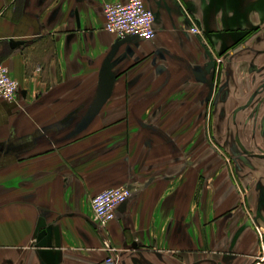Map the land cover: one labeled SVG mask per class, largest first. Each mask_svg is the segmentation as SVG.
<instances>
[{
	"label": "crops",
	"instance_id": "0c3cea01",
	"mask_svg": "<svg viewBox=\"0 0 264 264\" xmlns=\"http://www.w3.org/2000/svg\"><path fill=\"white\" fill-rule=\"evenodd\" d=\"M120 1L0 0L20 84L0 100V264H264V163L233 166L207 136L264 0H144L156 34L126 41L105 28ZM120 186L101 227L92 198Z\"/></svg>",
	"mask_w": 264,
	"mask_h": 264
},
{
	"label": "rangeland",
	"instance_id": "374dc122",
	"mask_svg": "<svg viewBox=\"0 0 264 264\" xmlns=\"http://www.w3.org/2000/svg\"><path fill=\"white\" fill-rule=\"evenodd\" d=\"M227 56L231 58L229 55L223 57L226 67L223 69L224 77L221 88L224 93L221 92L222 95L218 98V108L224 107L225 113H222L223 120L220 122L217 109V114L212 116L217 118L216 123L213 124L211 119L210 125H207V136L211 140L209 147L221 152L223 156L226 155L233 166L248 167L258 160L264 163V158H261V155H264L263 125L245 122L242 124L240 121L245 116L247 118L248 109L245 103L248 102L253 92V87L248 84L249 57L241 58V56L237 61L234 59L230 61L225 60ZM232 65L235 70L237 69L236 71L230 69ZM235 74L238 76V82H235L233 77ZM238 86L241 90H238V93L233 92L232 87L237 88ZM230 98L235 100L232 107L227 104ZM231 117L234 119L230 122Z\"/></svg>",
	"mask_w": 264,
	"mask_h": 264
},
{
	"label": "built area",
	"instance_id": "2783aa9c",
	"mask_svg": "<svg viewBox=\"0 0 264 264\" xmlns=\"http://www.w3.org/2000/svg\"><path fill=\"white\" fill-rule=\"evenodd\" d=\"M105 28L119 37L135 35L144 40L154 38V12L144 0H127L125 2L107 3L105 5ZM191 31L199 33L197 26ZM19 82L11 75L10 68L0 63V100L13 102L19 93ZM132 195L128 187H110L92 198V207L95 219L99 226L105 227L115 219L120 205ZM104 264H115L113 257H108Z\"/></svg>",
	"mask_w": 264,
	"mask_h": 264
},
{
	"label": "flooded vegetation",
	"instance_id": "af4514ba",
	"mask_svg": "<svg viewBox=\"0 0 264 264\" xmlns=\"http://www.w3.org/2000/svg\"><path fill=\"white\" fill-rule=\"evenodd\" d=\"M251 37V43L245 44L239 50L235 51L231 58L227 56V59L225 60H233L235 57L239 58L243 55L249 57L250 64L248 66L249 71V77H248V84L251 85L253 88V92L251 93L250 99L247 103H245V107L248 109L247 111V118L241 119V123H252V124H261L263 125L264 129V59H261V57L264 55V47H261L264 43V26L258 27L257 29L250 30L248 32L247 37ZM235 58V59H237ZM234 59V60H235ZM221 69H224L225 62L222 61L220 64ZM236 82V80H235ZM237 90H241V87L238 86L236 88ZM222 88L217 93L215 97V101L210 104V107L207 109V115L208 119H214L217 114V109L219 111L218 114V120L221 122L222 119V113H225V108L221 106V108H218V98L220 95H222ZM246 113V112H245ZM244 114V113H243ZM234 115V114H233ZM234 118H230V122ZM264 133V132H263Z\"/></svg>",
	"mask_w": 264,
	"mask_h": 264
},
{
	"label": "water",
	"instance_id": "95a60500",
	"mask_svg": "<svg viewBox=\"0 0 264 264\" xmlns=\"http://www.w3.org/2000/svg\"><path fill=\"white\" fill-rule=\"evenodd\" d=\"M119 38H120V41L134 40V39H141V38H139L138 36H135V35H127V36H125V37H119ZM96 111H97L96 109L91 110V111H90V114H92V113H94V112H96ZM80 128H82V127H80ZM261 156H262L261 158H264V155H261ZM128 200H129V199H128ZM128 200L120 205L119 208H120L121 210H123V209L125 208L126 203L128 202ZM133 245H134L135 247H137L136 243H133Z\"/></svg>",
	"mask_w": 264,
	"mask_h": 264
}]
</instances>
